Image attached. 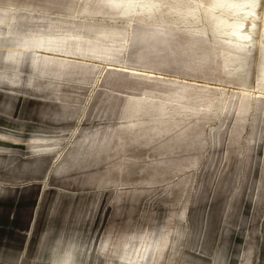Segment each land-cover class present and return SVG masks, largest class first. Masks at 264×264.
<instances>
[{
	"label": "rangeland",
	"instance_id": "obj_1",
	"mask_svg": "<svg viewBox=\"0 0 264 264\" xmlns=\"http://www.w3.org/2000/svg\"><path fill=\"white\" fill-rule=\"evenodd\" d=\"M133 1L0 0V264H264V0Z\"/></svg>",
	"mask_w": 264,
	"mask_h": 264
},
{
	"label": "bare ground",
	"instance_id": "obj_2",
	"mask_svg": "<svg viewBox=\"0 0 264 264\" xmlns=\"http://www.w3.org/2000/svg\"><path fill=\"white\" fill-rule=\"evenodd\" d=\"M254 1L255 0H214L213 1L214 7L212 8V10L209 11L210 15L215 16V13H218L219 11L224 12V13L226 12L227 14L236 13L238 15V18L234 19L233 21H230L229 19L224 18V17L222 18L218 17L216 21L217 23L221 24L218 28V31L220 33L226 34L230 39L236 40L238 45H241V44L243 45L244 41H246L248 37L246 26L245 28H242L244 24L243 23L244 17L247 16L250 12V10H248L247 8V5H252ZM125 3H126V9H129L130 7H134L137 4H139L142 7H145L147 4L146 1L136 2L133 0H130V1L124 0V4ZM263 30H264V27H263Z\"/></svg>",
	"mask_w": 264,
	"mask_h": 264
}]
</instances>
